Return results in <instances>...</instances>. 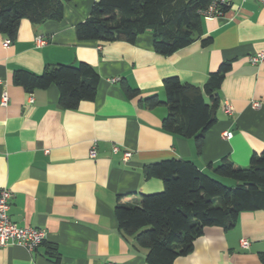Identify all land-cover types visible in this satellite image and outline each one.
<instances>
[{
	"label": "crops",
	"instance_id": "0c3cea01",
	"mask_svg": "<svg viewBox=\"0 0 264 264\" xmlns=\"http://www.w3.org/2000/svg\"><path fill=\"white\" fill-rule=\"evenodd\" d=\"M95 1L65 3L58 21L22 19L14 40L0 34V97L5 90L10 99L0 105V188L12 194L13 223L45 232L34 251L0 246V264H148L147 250L120 233L115 217L117 204L136 205L141 195L163 190L161 179L144 176L145 166L175 158L213 176L212 168L222 160L245 168L264 148V63L248 61L264 53L263 4L230 0L221 15L202 18L200 39L164 56L154 51L150 30L134 43L78 41L75 27ZM37 37L45 43L38 46ZM209 37L210 44L203 45ZM223 62H230V69L217 92L216 122L199 149L194 138L162 129L163 105L142 104L155 95L164 101L163 79L177 77L202 87ZM79 63L90 65L99 81L94 99L74 109L59 107L55 85L28 92L14 82L18 69L41 74L46 67ZM123 85L137 96L128 98ZM227 105L230 114L224 112ZM92 145L94 158L89 157ZM124 152L130 153L127 160ZM241 239L249 241L247 249L240 247ZM261 255L264 210L244 211L232 229L205 227L192 251L173 264H262Z\"/></svg>",
	"mask_w": 264,
	"mask_h": 264
},
{
	"label": "trees",
	"instance_id": "16d2710c",
	"mask_svg": "<svg viewBox=\"0 0 264 264\" xmlns=\"http://www.w3.org/2000/svg\"><path fill=\"white\" fill-rule=\"evenodd\" d=\"M69 1L0 0V34L14 40L22 19L33 24L61 20ZM209 2L97 0L89 16L76 25L75 35L80 42L134 43L138 35L150 30L154 51L167 56L201 38L202 17L198 10ZM210 42V37L201 40L203 45ZM229 69L230 62L221 63L202 87L167 77L162 81L164 101L155 95L143 99L142 104L148 109L163 105L166 115L162 129L182 138H194L199 149L205 132L216 122L217 92ZM98 81L97 72L86 63L46 67L41 74L22 69L14 72V82L28 92L55 85L62 109L92 101ZM122 89L128 98L137 96V90L126 85ZM212 174L203 173L190 161L161 160L145 166L144 176L161 179L163 190L141 195L136 205L115 206L120 233L147 250L148 264H173L177 257L192 251L194 240L205 227L232 229L241 212L264 210V148L252 154L248 167L224 159L212 168ZM220 179L230 180L233 185L225 186ZM260 260L264 264V255Z\"/></svg>",
	"mask_w": 264,
	"mask_h": 264
},
{
	"label": "built area",
	"instance_id": "2783aa9c",
	"mask_svg": "<svg viewBox=\"0 0 264 264\" xmlns=\"http://www.w3.org/2000/svg\"><path fill=\"white\" fill-rule=\"evenodd\" d=\"M260 4L264 5V0H256ZM230 0H210L207 7L204 9L198 10V14L203 19H210L216 16H219L223 13V9L228 7ZM9 43L8 40L4 42L6 46ZM45 40L41 37L36 38V44L38 46L43 45ZM248 61L254 65H262L264 63V53L257 52L248 57ZM111 82H116V78H111ZM8 93L4 90L1 93L0 105L5 107L9 103ZM253 107H258V102H252ZM224 112L227 114L231 113L230 107L227 105L224 109ZM222 136L226 139L232 137L231 132H223ZM114 153L119 152L117 146H113ZM96 156L95 145H92L89 150V157L94 158ZM130 156L129 152L123 153V158L127 160ZM12 194L6 188H0V246L4 247L7 245H21L25 247L28 251H34L44 240L45 232L39 228L34 227H19L13 223L9 216L8 211L10 208ZM239 245L242 249H247L249 247V241L246 239H241Z\"/></svg>",
	"mask_w": 264,
	"mask_h": 264
},
{
	"label": "rangeland",
	"instance_id": "374dc122",
	"mask_svg": "<svg viewBox=\"0 0 264 264\" xmlns=\"http://www.w3.org/2000/svg\"><path fill=\"white\" fill-rule=\"evenodd\" d=\"M223 184V183H222ZM225 185V184H224ZM225 186H228V185H225Z\"/></svg>",
	"mask_w": 264,
	"mask_h": 264
}]
</instances>
